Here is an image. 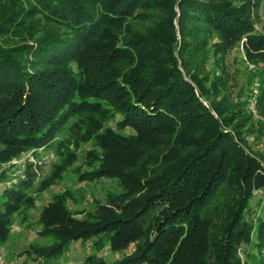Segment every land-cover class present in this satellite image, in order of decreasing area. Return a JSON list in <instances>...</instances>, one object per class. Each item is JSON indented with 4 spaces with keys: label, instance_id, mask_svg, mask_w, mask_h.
Listing matches in <instances>:
<instances>
[{
    "label": "trees",
    "instance_id": "trees-1",
    "mask_svg": "<svg viewBox=\"0 0 264 264\" xmlns=\"http://www.w3.org/2000/svg\"><path fill=\"white\" fill-rule=\"evenodd\" d=\"M28 1L0 12L5 158L51 148L70 126L100 149L81 178H117L121 190L82 218L56 195L39 230L53 242L25 253L38 261L93 238L98 247L133 250L110 262L89 255L83 264H246V243L264 262V218L254 221L250 206L264 188V151L245 138L264 139V124L233 109L225 92L228 57L240 47L255 63L264 116V29L257 26L264 0ZM144 20L151 23L138 27ZM253 98L254 91L244 106ZM110 120L134 132L115 131ZM42 171L27 162L0 193V245L13 215L34 202L29 192Z\"/></svg>",
    "mask_w": 264,
    "mask_h": 264
},
{
    "label": "rangeland",
    "instance_id": "rangeland-1",
    "mask_svg": "<svg viewBox=\"0 0 264 264\" xmlns=\"http://www.w3.org/2000/svg\"><path fill=\"white\" fill-rule=\"evenodd\" d=\"M24 4L28 0H17ZM16 0H5L1 11H7ZM262 21L257 26L264 29V12L261 10ZM151 20L137 22L138 27H146ZM229 76L226 86V94L229 105L235 109L240 105L244 107L248 114H252L256 121L255 126L264 124V116L258 110L251 108V101L244 106L247 97L253 94L254 89L261 87L258 76L253 77L255 63H250L244 59L243 51L240 47L234 49L228 57ZM122 66L127 67L128 62H122ZM252 96L250 97L251 100ZM253 122V119H251ZM262 121V122H261ZM115 131L130 134L134 130L130 127H121L115 120L107 123ZM261 126V125H260ZM257 132L246 135L247 143L252 141V149L264 151V139H256ZM0 144V193L5 187H10L16 178L22 174L26 163L31 161L39 163L43 167L41 176L38 179L36 187L29 193L34 197V202L29 206H23L13 215V221L8 236L0 245V264H83L86 257L96 255L103 257L110 262L131 252L133 246L126 250L114 251L109 245L98 247L93 243V238L88 240H78L69 243L64 252L59 256L42 258L35 260L28 256L25 250L34 243L51 244L52 236H43L39 234L41 229V217L45 205L48 201L54 200L56 195H63L66 198L67 207L77 217H84L83 210L92 209L99 201L104 202L107 192H118L121 186L117 178L103 177L101 179L88 180L81 178L80 173L93 169L96 164L94 158L99 154V147L93 139L83 138L82 130L72 129L68 126L61 132L51 148H27L12 159L6 160L5 154ZM253 150V151H254ZM75 155L72 161H69V155ZM100 155V154H99ZM253 214L252 218L258 221V218H264V188L256 190L254 197L250 201ZM255 232H253V237ZM255 239V237H254ZM253 239V240H254ZM242 260L246 264H264L260 261L261 253L257 248L243 244ZM248 252V254H247Z\"/></svg>",
    "mask_w": 264,
    "mask_h": 264
},
{
    "label": "built area",
    "instance_id": "built-area-1",
    "mask_svg": "<svg viewBox=\"0 0 264 264\" xmlns=\"http://www.w3.org/2000/svg\"><path fill=\"white\" fill-rule=\"evenodd\" d=\"M257 93H258V89H254V98H253V100H252V102H251V108L255 111L256 110V103H257V101H256V98H255V96L257 95Z\"/></svg>",
    "mask_w": 264,
    "mask_h": 264
}]
</instances>
